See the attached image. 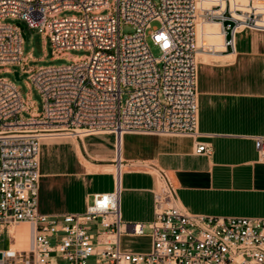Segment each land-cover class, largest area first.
I'll return each instance as SVG.
<instances>
[{
    "label": "built area",
    "instance_id": "1",
    "mask_svg": "<svg viewBox=\"0 0 264 264\" xmlns=\"http://www.w3.org/2000/svg\"><path fill=\"white\" fill-rule=\"evenodd\" d=\"M69 10L77 14L62 15ZM9 18L38 29L45 44L51 41L53 58L71 63L30 66L24 27ZM198 19L218 21L224 48L234 49L240 31H264V0H0V72L19 66L43 99L40 110L13 80L0 77V264H264V217L187 212L163 171L156 173L153 220L121 216L123 135H200ZM125 25L133 31L124 33ZM72 49L90 54L73 56ZM106 133L117 141L114 189L93 194L83 212H40L45 136ZM254 140L264 163V135ZM211 151L197 142L196 153ZM21 224L29 242L13 248ZM125 234L149 235L151 249L124 250Z\"/></svg>",
    "mask_w": 264,
    "mask_h": 264
},
{
    "label": "crops",
    "instance_id": "2",
    "mask_svg": "<svg viewBox=\"0 0 264 264\" xmlns=\"http://www.w3.org/2000/svg\"><path fill=\"white\" fill-rule=\"evenodd\" d=\"M207 55L198 64V137L123 135L120 208L125 222L153 220L157 171L170 179L177 204L187 212L264 217V163L258 160L254 140L264 135V31L246 28L237 33L234 49ZM198 141L209 143L211 153H196ZM116 159L113 133L45 139L39 211H85L93 194L114 189ZM102 179L110 186H102Z\"/></svg>",
    "mask_w": 264,
    "mask_h": 264
},
{
    "label": "rangeland",
    "instance_id": "3",
    "mask_svg": "<svg viewBox=\"0 0 264 264\" xmlns=\"http://www.w3.org/2000/svg\"><path fill=\"white\" fill-rule=\"evenodd\" d=\"M111 2L114 0H110ZM206 5V3H204ZM77 14L74 10H69L63 13L62 15H72ZM8 22L11 23H19L24 27V33L26 35V39L24 41L23 50L25 55L32 54L34 59H30L29 64L32 67H39V66H58V65H65L71 63V60L68 59V57H59V58H53V46L51 41L48 39L46 44L44 41V38L42 36V33L35 28L29 27V25L26 23V21L19 20V19H7ZM159 21H153L152 26L156 27L159 26ZM133 28L130 26L125 25L123 27L124 33L132 32ZM197 33H198V42H199V48L197 51V58L198 62L203 57H207V54L212 53L213 51H218L222 48H224L223 40L224 36L221 31V25L218 21H211V20H203L198 19V25H197ZM150 46L151 50L156 57L161 56L160 49L155 46L151 40ZM70 54L73 56H82L86 54H90L89 50L86 49H72L70 51ZM12 72L9 71H3L0 72V77H6L8 79L13 80L17 86L21 89L22 95L25 99H30L34 101L38 109H42L43 106V99L36 88V86H31V88L28 86L27 82H29V74L28 73H22L20 76V79H17L15 76V71L19 70V66H12ZM26 116L27 113H24ZM102 186H110L109 181L106 179H102ZM27 227L26 225H20L17 228V241L16 243H13V248L19 247V246H26V244L29 242V240L24 243L23 245L20 243L19 239V232L21 228ZM147 233L149 230H146ZM122 246L127 249L131 250H149L150 249V237L145 236H123L122 237ZM6 242L1 243V246H6Z\"/></svg>",
    "mask_w": 264,
    "mask_h": 264
},
{
    "label": "bare ground",
    "instance_id": "4",
    "mask_svg": "<svg viewBox=\"0 0 264 264\" xmlns=\"http://www.w3.org/2000/svg\"><path fill=\"white\" fill-rule=\"evenodd\" d=\"M67 134H61V136H66ZM54 137H57V134H51V135H46L45 136V139H48V138H54ZM123 139V137H122ZM122 139L119 140V143H118V148H119V152L122 151ZM106 168V167H105ZM103 169V168H102ZM108 170H115V167L114 166H107ZM117 170V169H116ZM119 178V177H118ZM119 180V179H118ZM119 182V181H118ZM21 225H25V224H21ZM20 226V225H19ZM18 226V227H19ZM19 229V228H18ZM18 236V235H17ZM20 243L23 245L24 243H26L28 240H29V228L28 227H23L21 228L20 232H19V239Z\"/></svg>",
    "mask_w": 264,
    "mask_h": 264
},
{
    "label": "water",
    "instance_id": "5",
    "mask_svg": "<svg viewBox=\"0 0 264 264\" xmlns=\"http://www.w3.org/2000/svg\"><path fill=\"white\" fill-rule=\"evenodd\" d=\"M228 23H231V22H229V21H226L225 22V24H228ZM19 25L23 28V25L21 23H19ZM228 37H229V35H228ZM15 76H16L17 79H20V76H19V72L18 71H15ZM1 256L2 255L0 254V257Z\"/></svg>",
    "mask_w": 264,
    "mask_h": 264
}]
</instances>
